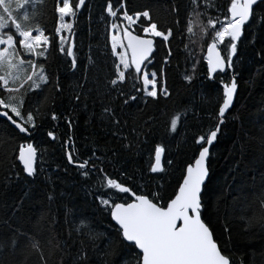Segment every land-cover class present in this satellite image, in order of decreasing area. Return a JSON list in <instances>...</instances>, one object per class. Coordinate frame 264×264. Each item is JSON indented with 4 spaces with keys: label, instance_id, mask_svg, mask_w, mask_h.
<instances>
[{
    "label": "snow or ice",
    "instance_id": "1",
    "mask_svg": "<svg viewBox=\"0 0 264 264\" xmlns=\"http://www.w3.org/2000/svg\"><path fill=\"white\" fill-rule=\"evenodd\" d=\"M250 64L264 83V0H0V264H94L93 253L102 264H236L222 236L237 208L246 231L264 230V170L229 203L209 188L210 159L223 127L244 124L235 105ZM182 132L186 165L169 152ZM260 132L248 140L264 156V122ZM45 154L52 175L38 168ZM169 170L180 177L165 196L150 181ZM37 182L50 185L48 214L22 229L21 185Z\"/></svg>",
    "mask_w": 264,
    "mask_h": 264
},
{
    "label": "trees",
    "instance_id": "2",
    "mask_svg": "<svg viewBox=\"0 0 264 264\" xmlns=\"http://www.w3.org/2000/svg\"><path fill=\"white\" fill-rule=\"evenodd\" d=\"M98 2L99 0H93V3ZM146 2H150V0H136L138 6H142ZM218 2L224 3L225 0H218ZM94 11H98V9H94ZM80 26L79 32L80 35H83L85 30V21L83 19L80 21ZM49 27H51V22H49ZM103 43L104 35L101 30L100 44L102 45ZM177 43V41L173 42L174 48L177 46ZM95 47L96 45L93 44V48ZM173 67H175V62ZM258 68L259 65L256 66V69H252L250 64L249 71H243L239 78V89L235 106L236 109L244 115V124L241 125L240 122H229L223 127L218 143L212 148L209 188L223 191L229 203H233L232 196L237 194L236 190L242 186V181L245 182L243 186H247V181L253 174L258 178L261 171L264 170V167H262L264 166V156H262L259 147L256 144H250L248 140L249 136L255 139L259 138L261 135V123L264 122V115H262V112H264V83H262L261 77L256 75V70ZM169 80L174 87H179L178 82L175 81V72L170 73ZM206 83L211 84V82L208 81H206ZM212 87L216 88L218 86L212 85ZM184 96L185 93L182 92L181 97ZM170 103L171 102H169V106ZM163 107L164 102L161 103V108ZM149 111L154 112L155 107L149 109ZM163 120L164 117L161 115L158 129L159 136L164 134ZM47 130L50 129L46 125L41 133L38 134V141L43 140L44 133ZM59 131H64L63 127H61ZM77 135L80 136V140L77 141L79 144L83 142L87 133L81 128ZM169 152H175L177 154L176 160L179 165H186V163L191 162L193 151L190 145L187 147L183 145V132L181 133V137H178L176 141L169 144ZM59 157L60 153L57 152V159H59ZM43 160H47V163H42L41 160H38V168L43 166L47 170L46 174L52 175L51 170L48 168V164L52 162L51 159L45 154ZM71 171L70 169V172ZM169 171L170 174L150 181L152 190H155L158 184H162L164 186L163 194L165 196L173 192L180 177V171ZM53 179H55V177H53ZM63 179L66 181L65 185H62L60 181H56L57 192L62 191L67 184H70L71 177L69 174H65ZM49 186L50 185H45L40 182H37L35 185H21L24 189H30L31 195L29 198L25 199L24 208L15 221L20 228H28L32 221L38 219L42 215L48 214L49 202L45 198V192ZM16 191L19 193L20 189ZM69 191L72 190L69 188ZM229 193H231V195H229ZM73 195L75 196L77 204L81 205L92 220H94L98 230H103L108 227L107 219L95 212L90 201L85 203L83 193L76 195L75 192H73ZM212 223L217 233H221L225 221L221 219V221L217 223L213 218ZM227 223L231 229V235L229 237L227 233H224L222 239L229 241L227 247L236 261V264H264V230L256 226L252 230L246 231L245 225L240 219V211L238 208L233 212V215L228 218ZM18 259L22 260L23 257L18 255ZM92 259L94 264H102V253H93Z\"/></svg>",
    "mask_w": 264,
    "mask_h": 264
}]
</instances>
